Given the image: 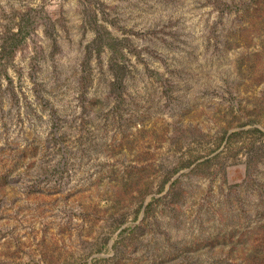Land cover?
<instances>
[{"label":"rangeland","instance_id":"1","mask_svg":"<svg viewBox=\"0 0 264 264\" xmlns=\"http://www.w3.org/2000/svg\"><path fill=\"white\" fill-rule=\"evenodd\" d=\"M0 264H264V0H0Z\"/></svg>","mask_w":264,"mask_h":264}]
</instances>
